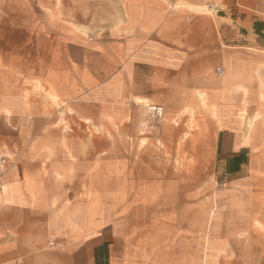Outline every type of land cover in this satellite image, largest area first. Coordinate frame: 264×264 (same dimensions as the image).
Segmentation results:
<instances>
[{
    "label": "rangeland",
    "instance_id": "374dc122",
    "mask_svg": "<svg viewBox=\"0 0 264 264\" xmlns=\"http://www.w3.org/2000/svg\"><path fill=\"white\" fill-rule=\"evenodd\" d=\"M40 3L35 1V11ZM55 3L51 1L52 7ZM72 4L57 0L59 10L51 19L61 17L63 21L61 10ZM124 5L123 0H77V14L83 20L90 18L103 34L125 32L124 38L118 35L124 45L111 49L99 38L90 41L88 31L93 26L88 24L90 29L82 28L85 41L68 44L67 54L77 57V97L60 113L55 110L58 101L51 95L49 129L28 131L33 133L28 137H48V146L0 147L4 151L0 152V191L12 151L20 152L22 159L15 165L29 171V176L36 177L41 171L46 176L50 190L46 201L51 208L44 215L49 214L52 235L72 229L75 213L70 207L76 205L79 226L89 218L98 228L120 220L129 233L159 234L155 239L137 238L146 248L168 250L174 245L168 225L171 220L177 225L179 239H185L187 228L192 230L193 250L223 249L225 245L235 249L249 242L232 245L219 242L218 235L227 236L230 223L237 219L243 235L255 231L253 245L260 264L264 260V39L255 34L253 25L264 22V0H238L234 7H217V22L210 24L213 33L176 51L163 46L149 49L148 45L160 44L162 30L137 33L145 20L138 14L142 5L134 0ZM167 15L162 13V26L168 24ZM183 36L179 34V39ZM145 44L146 50L138 48ZM128 58L131 69L122 61ZM139 58H153L161 66L154 72L153 65L146 64L147 80L137 83L127 75ZM125 66L126 81L122 75ZM240 74L243 81L236 85ZM176 79L184 80L179 81L178 90ZM137 91L153 95L159 103L153 108H162V115L157 116L153 108L154 115L149 114L137 99ZM75 101L77 113L70 107ZM127 107L130 113L125 112ZM223 128H236L250 146L251 156L240 161L241 178L230 175L233 166L223 161L232 152L227 155L228 151L220 154L218 150V133ZM26 133L25 129L2 134L16 143ZM54 170L71 177H58Z\"/></svg>",
    "mask_w": 264,
    "mask_h": 264
},
{
    "label": "crops",
    "instance_id": "0c3cea01",
    "mask_svg": "<svg viewBox=\"0 0 264 264\" xmlns=\"http://www.w3.org/2000/svg\"><path fill=\"white\" fill-rule=\"evenodd\" d=\"M35 1L37 0H0V147L24 146L33 143L48 146L50 144L48 137H28L30 134L33 135L28 131L35 127L40 130L49 129L51 95L57 99L58 105L55 110L60 113H65L67 109L65 106L71 102V99L77 97L75 95L77 57L73 55L70 57L67 54V47L68 44L77 45V39L85 41L82 39L85 35L82 28L87 29L88 26H85L87 24L92 27L93 22L90 18L87 21L83 20L81 14H77V0H66L73 4L61 10V16H64L63 21L61 17L60 19L57 17V21L56 18L51 19V14L59 10L57 0L55 5L53 4L54 7L51 5L53 0H38L41 2L38 10L41 11V18L37 15L38 11H35ZM131 1L133 0H123L124 6L129 5ZM134 1L142 5L138 14L141 19L145 18L140 22L143 28L137 33H153L158 28L162 30L160 31L162 34L159 31L158 33L164 39L160 36L159 41L155 40L161 45L155 43L148 45V48L154 51L162 46L175 51L191 47L197 43L196 40L200 36L213 33L210 31V24L212 20L217 22L214 16V13H217V7L226 5L234 7L238 2V0ZM165 6L170 9L162 8ZM210 7L213 9L211 10ZM162 13L168 14L165 16L168 18V24L165 26L160 24ZM90 17L94 18V16ZM182 21L186 24L181 25ZM92 29L88 31L90 41L99 38L98 40L105 41L111 49H114L116 45H124L118 35L124 38L125 32H122V35L103 34L98 31L99 28L93 26ZM57 33L63 37L57 36ZM179 34L184 36L179 39ZM166 40L169 41L163 45L162 43ZM128 41L132 42L130 39ZM138 43L141 42L138 40ZM146 44L138 48L146 50ZM129 59L122 61L125 65L128 63L130 68ZM146 64L153 65L154 72L156 67L161 66L153 58L147 60L139 58L137 64L133 63L132 71H128V78L132 76L137 83L147 80ZM125 68L126 66L123 68L122 75L123 80L125 78L126 81ZM155 77L156 75L153 81L157 80ZM250 77L252 78V75ZM181 80H174L177 86L175 90L179 89ZM242 81L241 74L240 77L236 75L235 84L238 85L237 83ZM72 84L75 86L72 87ZM136 87L138 88L137 85ZM181 88L184 89L185 86ZM168 89L172 90L170 85ZM136 97L141 102V106L153 116L151 108L159 105L155 97L142 95L138 91ZM128 104L129 101L127 106L130 105ZM70 107H73L74 112L77 113V101L70 104ZM126 111L130 113L128 107ZM166 111L170 116L168 107ZM236 128L235 130L220 129L218 133L220 142L217 147L219 152L221 150L220 154L223 151H228L227 155L229 151L232 152L223 161L233 166V170L229 169L230 175L234 174L241 178L243 176L239 175V166L242 164L240 161L247 159V156L250 157L252 153L249 152L250 146L243 142ZM25 129L27 133L17 137L16 143L10 141L6 134H2L3 132L11 134L13 131L21 133ZM0 152L4 153L3 150ZM12 152L8 160V169L4 170L1 178L3 190L0 191V264H243V259H245L244 264H258L259 255L253 245L257 235L253 234L255 231L252 232L251 229L248 235H243V229L238 227L237 219L230 223L227 236L218 235L219 242H231L232 245L243 241L249 242V245L246 243L235 249H227L225 245L223 249H207L200 252L193 250V239H190L194 236L192 230L187 228L184 233L185 239H179L177 225L171 220L168 225L170 241L174 245L168 250L146 248L141 244L143 240L137 238L155 239L157 236L160 237L159 234L139 236L129 233L126 225L120 223V220L108 221L98 228V225L94 226L95 220L89 218L79 226L76 205L70 207L74 208L75 213L71 218L72 229H69V232L64 229L60 234L52 235L49 214L44 215V211L48 212L51 208L50 201H46V193L50 194L46 176L42 171L36 177L29 176V171L15 165L22 159L20 152ZM40 163L44 161L41 160ZM54 172L58 177H71L62 170H54ZM73 177L76 175L74 174ZM39 214L42 215L39 217ZM159 222L157 224L161 225ZM248 224L252 226L250 222ZM77 226L79 233H77ZM183 241L184 246L181 244ZM135 242L138 243L135 244ZM261 257L264 258V254ZM260 264H264V260Z\"/></svg>",
    "mask_w": 264,
    "mask_h": 264
},
{
    "label": "trees",
    "instance_id": "16d2710c",
    "mask_svg": "<svg viewBox=\"0 0 264 264\" xmlns=\"http://www.w3.org/2000/svg\"><path fill=\"white\" fill-rule=\"evenodd\" d=\"M254 32L260 39H264V22L255 21L253 25Z\"/></svg>",
    "mask_w": 264,
    "mask_h": 264
},
{
    "label": "built area",
    "instance_id": "2783aa9c",
    "mask_svg": "<svg viewBox=\"0 0 264 264\" xmlns=\"http://www.w3.org/2000/svg\"><path fill=\"white\" fill-rule=\"evenodd\" d=\"M153 111H154V113L157 115V116H161L162 115V111H163V109L162 108H153ZM3 163H2V165L4 164V161H2Z\"/></svg>",
    "mask_w": 264,
    "mask_h": 264
}]
</instances>
